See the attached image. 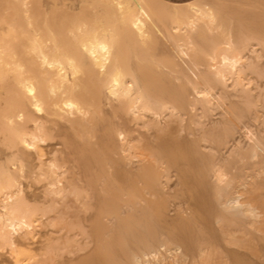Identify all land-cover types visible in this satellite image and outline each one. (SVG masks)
I'll list each match as a JSON object with an SVG mask.
<instances>
[{"label": "bare ground", "instance_id": "1", "mask_svg": "<svg viewBox=\"0 0 264 264\" xmlns=\"http://www.w3.org/2000/svg\"><path fill=\"white\" fill-rule=\"evenodd\" d=\"M6 1L0 13L9 27L0 28L2 246L17 251L55 207L29 203L23 181L32 178L47 182L52 203L73 192L93 212L90 264H164L162 249L182 264L186 245L160 219L167 210L162 181L175 169L180 181L211 189L226 244L261 254L254 233L264 240V131L246 122L261 117L252 84L264 79L257 48L264 49V0L253 4L261 7L259 22L240 9L243 0H82L92 9L80 12L67 0L71 20L63 25L42 0ZM52 1L55 10L58 0ZM157 45L170 52L158 57ZM165 60L172 65L166 71L140 68ZM60 128L85 140L79 155L96 192L72 185L63 153L43 160L41 144ZM197 234L193 264L229 263L202 224ZM25 255L34 264V255Z\"/></svg>", "mask_w": 264, "mask_h": 264}, {"label": "rangeland", "instance_id": "2", "mask_svg": "<svg viewBox=\"0 0 264 264\" xmlns=\"http://www.w3.org/2000/svg\"><path fill=\"white\" fill-rule=\"evenodd\" d=\"M164 1H184V0H164ZM256 1L257 0H243L244 4L240 7V9L243 12H247L250 16L257 15L259 22L260 16H258V14L260 15L261 13V7L253 6V4ZM2 2L6 6L7 1L2 0ZM2 2L0 0V3ZM42 2L45 5V7L50 11L51 19L54 18L52 16L57 15L56 20L59 25H63L65 20L67 21L71 20V18L69 17L71 14H68L66 16L67 11L68 12L72 11L70 7V2H68L67 0H62V1L58 0V6L56 7L55 10H53L52 8L53 7L52 0H42ZM73 2L75 6L73 10H75L76 12H80L81 9L82 11L83 9L84 11L85 9L87 10L92 9V6L88 3H87L88 7L83 8L82 0H73ZM2 4H0V8H1L0 13H3L5 11V6L4 4L2 6ZM80 6L82 8H80ZM62 11L65 13L63 14ZM76 12L73 11V13ZM58 13H62L63 15L61 14L59 15ZM63 16H65L64 18L66 17L68 18L62 19ZM0 28L9 29L8 25L5 23H0ZM156 47L154 53L157 54L158 57L160 58L164 57L170 52L169 48L163 45H157ZM257 48H259V51L262 52L263 55L262 62L264 63V49L261 50L259 46ZM165 62L164 65H159V66L155 64H149L148 65L149 67L153 66L150 67V69L147 66V64H143V67L145 68H143L142 66H140V68H142V70L143 69L146 70L147 68L148 70L151 71L153 70V72H156L158 70L166 71L169 70L166 68L167 65L169 66V68L172 67V65L168 63V61L166 63ZM263 81L264 79L259 80L258 83L252 84L255 87L254 93L259 95L261 99L260 100L261 104L259 107V112H260L259 115H261L262 118L251 117L246 122L247 127L253 130H257L261 133L264 131V82ZM11 83H12L11 81H8V84ZM214 117L218 118L219 115L217 114ZM49 125L53 127L54 124L51 123ZM247 127H243L242 129L247 130ZM243 135L244 134L242 131L240 137L238 134L239 137L238 139L244 141L245 138ZM85 145H86L85 140L76 136L70 129L68 128L55 129L53 131V138L47 141L46 143L41 144L42 152H43L42 158L43 160L52 158L53 154L57 151L58 153H63L67 158L66 166L64 169L67 170L68 179L72 183V185L82 189H91L92 191H95V189L97 188L95 187V181L94 180L91 181L90 179L91 177H89L87 165L84 159H82V157H80L79 155L80 149ZM2 147H3L2 143L0 142V148ZM29 160L32 166H37L39 163L38 156L34 152H32V154L30 155ZM174 170L175 169H172L170 172L171 175H169V178L172 176L170 178L171 179L170 183H169L170 179L169 180L165 179L162 181V185L164 184V186L166 187L165 189V187L162 186L165 194L162 192L159 193V195L165 198L164 201L167 202L166 203L167 210L165 216H163L160 219L163 228L167 230L175 229L178 239L184 241L186 245L188 256L185 258L182 264H193L194 259H197L199 256V242H197L198 224H202L205 228L208 229L209 233L214 238L215 245H219L223 247L224 250L227 251L229 255L228 264H264V240L261 239L262 234L254 233V236L257 239L256 242L258 248L261 253L260 255H256L252 251L246 248L239 247L237 245L226 244L224 240V235L219 230V227H217L218 225L215 221V211H213L214 201L212 199L211 189L205 185L200 184L199 181H194V180L184 181V182L180 181L177 171ZM172 178H174L173 181ZM215 179L216 178L214 176L210 181H215ZM46 183H47L46 181H39L32 178H28L23 181L24 193L27 196V199L30 204L41 207L53 205L55 207L48 215L44 217L43 216L40 217L37 226L38 228L36 227L34 236H28L27 239H21L17 251H13L8 246H2L0 243V264H19V263L23 264V260L26 257L25 254L34 255L33 258V260L35 259L34 264H51L55 259L57 260H55V262L52 264H90V259L93 256L96 247L94 243L90 242V238L86 233L89 230L88 227L90 224V220L93 217V212L84 210L82 205V198L80 199L77 198L73 192L70 193L67 196V198H65L64 200H59L57 204L52 203L50 197L46 196V187H47ZM167 187L168 188L170 187L171 189L169 190ZM167 195L169 198L170 197L171 198L169 199ZM147 197L150 198L149 195H147ZM48 234H50L49 237ZM162 251L166 259L164 261V264H170L171 262L173 264H176L174 259L175 255L173 252H167V251L164 252L163 249ZM167 255L168 256L171 255L172 259L170 258V256L169 258H167L168 257ZM51 258L53 259V261H50L52 260ZM168 259L170 260L169 262ZM24 263L32 264L25 260Z\"/></svg>", "mask_w": 264, "mask_h": 264}, {"label": "crops", "instance_id": "3", "mask_svg": "<svg viewBox=\"0 0 264 264\" xmlns=\"http://www.w3.org/2000/svg\"><path fill=\"white\" fill-rule=\"evenodd\" d=\"M185 1H189V0H184V1H174V2H185Z\"/></svg>", "mask_w": 264, "mask_h": 264}]
</instances>
